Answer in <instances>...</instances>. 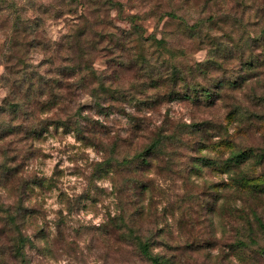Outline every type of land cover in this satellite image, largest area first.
<instances>
[{"label":"rangeland","instance_id":"obj_1","mask_svg":"<svg viewBox=\"0 0 264 264\" xmlns=\"http://www.w3.org/2000/svg\"><path fill=\"white\" fill-rule=\"evenodd\" d=\"M40 1L59 14L69 3ZM114 1L120 5L86 9L89 18L99 13L104 20V41L87 54L89 62L81 61L93 64L110 92L73 88V111L78 107L79 113L72 114L66 110V90L55 88L59 103L36 116L50 118L39 134L29 138L20 132L0 140V165L18 164L8 181L0 166V205L12 213L25 208L18 224L30 239L24 247L27 264H153L141 253L137 237L150 242L158 264H264V3ZM170 11L177 18L168 17ZM63 16L49 21L51 42L64 40ZM158 39L167 40L174 57L161 52ZM66 53L54 51L53 60L47 59L53 78L63 82L69 79L58 73L70 62L62 61ZM43 58L34 53L31 64L40 65ZM14 61L12 56L5 64ZM165 64L182 69L198 93L210 92L211 102L177 99L133 106L132 98L165 95L166 86L150 87V77L164 72ZM3 69L0 65V74ZM123 92L130 104L120 111L107 101L98 106L93 95ZM70 121L91 141L65 128ZM30 124L18 119L19 126ZM172 131L179 139L165 141L148 168L135 161L123 165L122 159L132 160L155 132ZM232 149L253 155L226 171L222 164ZM203 155L219 165L203 166ZM107 159L110 164L98 170L96 163ZM243 174L247 180L240 183ZM39 177L43 187L34 183Z\"/></svg>","mask_w":264,"mask_h":264},{"label":"trees","instance_id":"obj_2","mask_svg":"<svg viewBox=\"0 0 264 264\" xmlns=\"http://www.w3.org/2000/svg\"><path fill=\"white\" fill-rule=\"evenodd\" d=\"M67 1L69 3L66 5V10L61 8L62 13L59 14L60 11L56 10L54 5H45L40 0H0V65H3L4 68L0 74V88L3 90V97L0 100V140H3L9 134H19L20 132H24L26 137L29 138H34L36 133L39 134L44 129V126L41 125H48L50 118L46 117V119L40 120L36 119V116L40 115V112L47 113L59 103V101L55 102V100H59L58 94L54 92L55 88L66 90V110H69L70 113H72L76 101L73 99L74 95L71 94L73 88L78 90L90 87V89H95V91L110 92V88L105 86L106 79L100 76V73L96 71L92 63L89 66H82L81 64V61L89 62L86 58L87 54L90 55L91 52L96 51L97 45L104 41V34L102 33L104 31L102 30L104 20L98 19L100 17L99 13L89 18L86 15V9L98 12L101 9H112L113 6H119L120 2L114 0ZM75 1L78 2L74 4ZM246 1L247 4L251 1L254 6L264 3V0ZM64 13H67L68 16H63ZM166 14L172 19L177 18L172 11L166 12ZM62 16L65 17L63 21L68 31L62 36L64 40L57 44L50 41L48 26L49 21L59 19ZM132 17H135V15ZM106 23L108 25V22ZM166 42V39L157 40L161 52H165L169 57H174L175 53L166 47ZM54 51L57 54H61V51L67 52L62 61L70 60V62L63 69V72L58 74H64L69 81L63 82L60 78H53L54 71L49 67V64L52 63L47 61V59L53 60ZM34 53H41L44 57L43 60L46 61L40 65L31 64ZM69 53L71 55L70 58H68ZM12 56L15 57L16 61L14 62L17 63L14 65L5 64ZM140 59L143 61L147 60L143 59V56ZM161 62L164 63V60H161ZM133 63L138 67L137 61ZM43 66H46V68H42ZM119 67L123 68L121 65ZM164 69L165 71L161 72V74L158 71L150 77V87L157 89L159 86H166L168 91L165 95L158 99L151 96L143 100L132 98L133 104H135L133 106L154 107L161 101L170 102L177 99H185L193 103L202 104L211 102L212 94L206 90L202 91V89L198 93L196 86L187 81L182 69L172 64H165ZM114 71L115 75L117 70L115 69ZM95 84H97L96 87H94ZM93 95L97 97L95 101L98 106L101 102L107 101L109 106L117 104V108L120 111L124 109L125 104H130V97L125 95L124 92L120 95L108 94V97L106 94ZM77 110L78 107L75 108L72 114L79 113V110ZM5 117L8 118L7 122L4 119ZM20 117L23 120H30L31 124L24 127L19 126L18 119ZM36 121L37 123H33ZM65 122L67 121L65 120ZM65 122L63 124L65 128L72 129L80 139L86 140V142L91 141L90 137L85 135V133L83 135L81 126L71 121L66 125ZM151 137L152 142L140 153H137L132 160L130 158L122 159L124 166L129 167L135 161L138 166H146L148 168L152 159L156 158L162 151L161 147L165 141L173 143V141L179 139L178 136L173 134V131L169 134L155 132ZM251 155H253V152L249 149H232L222 165L226 171H232L233 168L238 167L241 162L250 158ZM110 162V159H107L104 162L96 163L97 169H101L103 164L109 165ZM200 164L215 167L219 165V162L212 157L203 155L200 158ZM0 166L4 176L8 177L6 179L3 176L6 181L16 175L18 164L14 160L6 161ZM245 180H247V177L243 174L237 181L243 183ZM34 183L37 187H43L45 180L39 177ZM139 184L136 183V185L140 186ZM253 186H257V184H253ZM20 210L23 211L25 208L18 209L15 213H12L9 206L0 205V212L3 213L1 219L4 228L2 230L4 231L3 241L0 242V264H27L24 247L30 239L22 234L19 227V219L24 218V213L22 214ZM137 238L138 241L136 243L141 253L150 259L153 264H158L159 257L154 256L149 251L150 242L142 240L140 237Z\"/></svg>","mask_w":264,"mask_h":264}]
</instances>
